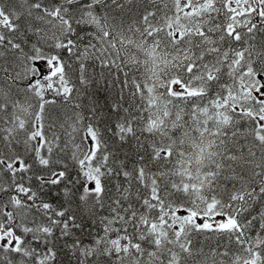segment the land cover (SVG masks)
<instances>
[{"label":"snow or ice","instance_id":"6c2138e0","mask_svg":"<svg viewBox=\"0 0 264 264\" xmlns=\"http://www.w3.org/2000/svg\"><path fill=\"white\" fill-rule=\"evenodd\" d=\"M0 264H264V0H0Z\"/></svg>","mask_w":264,"mask_h":264}]
</instances>
